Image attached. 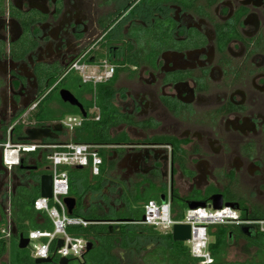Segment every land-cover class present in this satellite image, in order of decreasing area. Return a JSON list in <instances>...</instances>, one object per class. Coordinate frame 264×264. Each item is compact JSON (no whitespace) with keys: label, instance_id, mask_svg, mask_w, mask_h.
<instances>
[{"label":"flooded vegetation","instance_id":"af4514ba","mask_svg":"<svg viewBox=\"0 0 264 264\" xmlns=\"http://www.w3.org/2000/svg\"><path fill=\"white\" fill-rule=\"evenodd\" d=\"M107 67L108 80L93 79ZM98 85L108 94L100 106ZM70 109L111 118L109 145L94 147L114 162L121 193L188 201L197 191L228 192L264 213V0H0V264H36L30 242L19 248L27 222L18 226L14 201L51 176L50 147L69 139ZM6 144L35 148L9 169ZM159 234L127 249L118 241L116 252L128 256L114 262L80 264H182L169 255L147 261L159 247L171 251ZM248 237L238 234L242 258L227 263L264 264Z\"/></svg>","mask_w":264,"mask_h":264},{"label":"built area","instance_id":"2783aa9c","mask_svg":"<svg viewBox=\"0 0 264 264\" xmlns=\"http://www.w3.org/2000/svg\"><path fill=\"white\" fill-rule=\"evenodd\" d=\"M73 68L82 75L83 79L88 78L83 74V67H79L76 63ZM112 73V67H107L102 77L95 78L94 76L93 79L100 82L108 80ZM82 122L80 117L71 116L64 122V127L72 132L80 128ZM34 148L35 146L32 145L13 147L6 144L3 146L5 166L10 169L17 165V154L28 153ZM50 149L48 161L51 166L52 197L50 199L37 198L33 203V208L36 212L46 215L52 225V231L36 230L28 234L31 256L34 259H47L51 256L69 260L81 259L86 253L87 241L70 235L67 230L68 228H86L98 223L68 214L64 203V199L69 197V177L66 169L87 168L92 176H98L102 160L98 149L91 145L60 143ZM164 198L163 203L154 201L146 203L142 208L141 221L133 224L153 228L164 235H171L174 225H189L190 239L185 243L190 256L200 264H213L214 262L209 247L214 243V236L211 232L218 226L252 228L262 236L264 241V219L243 217L237 208L231 206L223 205L220 210H214L209 202L205 207L187 208L183 213V218L176 220L171 196L168 194ZM58 241L62 242L59 248L57 247Z\"/></svg>","mask_w":264,"mask_h":264},{"label":"trees","instance_id":"16d2710c","mask_svg":"<svg viewBox=\"0 0 264 264\" xmlns=\"http://www.w3.org/2000/svg\"><path fill=\"white\" fill-rule=\"evenodd\" d=\"M77 83H80V79H76ZM108 84V83H107ZM106 85V84H105ZM90 92L93 91L92 84L89 85ZM96 96L98 98V105L102 103V100L107 96V87L103 85H98L96 87ZM87 108V106H85ZM102 109V108H101ZM66 115L70 116H80L79 111L77 109H70L66 112ZM96 116H91L88 118H82L83 125L80 128L74 129L72 132H69V139L66 143L73 144H85L91 146H99L110 143V135H109V127L112 125L111 118L108 116H103L101 114V119L99 121H95ZM99 156L101 157L102 164L100 166V174L91 178L88 172V177H81V175H77L70 179L69 175V197L75 199L76 206L73 211L72 216L80 217L86 221L96 222V225H90L86 228H68V233L75 237H81L85 239L87 242L92 241L96 243V246L93 250L97 253L95 257V262H100V260H105L106 262H114L118 241L121 243L122 249H127L129 245L134 243H139L141 239L147 240H156L161 236L158 232H156L153 228L150 227H140L134 226L133 223L140 222L142 219V208L149 201H154L152 198L144 197V199H139L136 193H133L131 196L132 208L129 210L124 209L122 212L114 215V216H105L101 210H97L93 208L89 215L85 216L81 214L82 209V195L80 189H84L83 193L88 191H98L100 188L101 181L109 174L114 171V162L106 163L105 155L103 151H99ZM45 157V156H44ZM68 169V168H67ZM66 169V171H67ZM72 170L78 171L81 173L83 170L87 169H77L73 168ZM88 171V170H87ZM69 174V173H68ZM80 181V185L76 183ZM95 183L92 184L91 182ZM74 191V194L71 192ZM160 194H164V192H157L155 196L158 198V202H160ZM224 203H232L235 208H237L243 217L253 218V219H264V213L258 211L249 212L244 208V203L241 200L236 199L232 194L225 192L222 194ZM152 197V196H151ZM154 197V196H153ZM39 198V191L30 196V193L26 190L21 189L17 195L16 200L14 201V205L18 207V226L27 222L25 236L31 231H36L40 229H45V231H52V225L50 221L47 219L46 215L43 213L36 212L33 208L34 201ZM209 197L204 198V203H209ZM181 198L179 194L173 192L171 194V204L173 210L176 208L179 210V214L175 216L176 220H180L183 218V213L187 209V204L191 202L190 198L187 199ZM208 200V201H206ZM200 202V201H199ZM118 221H127L131 224L122 225V226H110L103 225L100 223L103 222H118ZM24 226V224H23ZM25 227V226H24ZM135 230V231H134ZM133 231V233H132ZM242 228L231 227V226H218L214 228L211 234L214 236V243H212L209 247L211 255L215 261V264H229L226 261V252L229 246H233V242L235 238H238V234H240ZM247 234L249 237V241L251 246H255L259 248L260 251H264V241L262 236H260L254 229H248ZM137 239V240H135ZM167 242L171 243L172 248L171 251H167L164 249L163 255H169L176 262H181L182 264H200L199 261L193 259L188 249L183 245V243L173 242L170 235L166 236ZM137 241V242H136ZM169 246V245H168ZM170 246V247H171ZM158 249V248H157ZM157 249L151 252L149 260L153 258L151 256L162 255L161 252H158ZM245 253H248L247 250H244ZM89 254V252H88ZM85 253L81 259H73L72 262H76L80 264L83 260H88L89 256ZM83 259V260H82ZM156 259V258H155ZM157 260V259H156ZM151 263V261H149ZM87 263V262H86Z\"/></svg>","mask_w":264,"mask_h":264},{"label":"water","instance_id":"95a60500","mask_svg":"<svg viewBox=\"0 0 264 264\" xmlns=\"http://www.w3.org/2000/svg\"><path fill=\"white\" fill-rule=\"evenodd\" d=\"M61 97L64 102H68L73 106L78 105L77 101L74 99V97L67 91L61 92ZM85 117V115H83ZM78 169H81V167H77ZM52 177L50 175H43L40 178L39 181V197L50 199L52 197ZM211 207L214 210H220L223 205L225 206H231L235 207L232 203H224L223 196L220 194H215L210 197ZM165 201L164 195L160 196V202L163 203ZM64 203L67 208V212L69 215L73 214V211L76 206L75 199L68 197L64 199ZM206 203L204 202H190L187 204V208L189 209H196L199 207H205ZM119 224H130V222L127 221H118ZM243 233H247V228H242ZM171 238L173 242H179V243H185L190 239V226L189 225H174L172 228V234ZM19 248L25 249L29 243V240L27 238H24L23 236H19ZM62 242L58 241L57 247H61ZM96 246L95 242L88 241L86 246V253L92 251ZM52 262V258L49 257L47 259H37L36 264H50ZM70 260L61 258L58 262V264H69Z\"/></svg>","mask_w":264,"mask_h":264},{"label":"crops","instance_id":"0c3cea01","mask_svg":"<svg viewBox=\"0 0 264 264\" xmlns=\"http://www.w3.org/2000/svg\"><path fill=\"white\" fill-rule=\"evenodd\" d=\"M73 168H77V167H73ZM81 169H87V168H81ZM87 170H88L91 178L97 177V176H92L90 173V170L89 169H87ZM91 183L94 184L95 182L92 181ZM107 183H108V185H107ZM76 184L80 185L81 183H80V181H78ZM83 190L80 189L82 199L87 194H90V197H94V198L89 200V202L87 203L86 206H84L83 202H82L81 214H83L85 216L89 215V213L91 212V210L93 208H95L97 210H101V212L107 217L114 216V215L122 212L124 209L129 210L132 208V202H131L132 194L131 195L127 194V196H126L125 191L121 193L119 191L118 179L116 177H112V175H110V174L107 175L101 181L100 188L98 191H92L91 190V191L83 193ZM164 196H166V195H164ZM96 198H98V199H96ZM103 198H105L108 201L107 204L100 202V199H103ZM173 213L176 216L179 214V210L175 208L173 210ZM134 226L147 227V226H143V225H134ZM147 243H149V244L153 243V240L147 239Z\"/></svg>","mask_w":264,"mask_h":264},{"label":"rangeland","instance_id":"374dc122","mask_svg":"<svg viewBox=\"0 0 264 264\" xmlns=\"http://www.w3.org/2000/svg\"><path fill=\"white\" fill-rule=\"evenodd\" d=\"M73 168H68L67 169V173H69L68 175H69V177H70V179H72L73 177H76L77 175H81V177H88L89 175H88V171L87 170H83V171H81V173L80 172H78V171H75V170H72ZM175 184H176V182H175ZM178 184V183H177ZM107 185H108V183H107ZM106 185V186H107ZM188 186V185H187ZM125 187V186H124ZM186 187V186H185ZM163 190L164 189H167V187H166V185H162V187H161ZM125 193H126V196H127V194L129 195V193H128V189H126V187H125ZM182 193H183V196H186L187 194L184 192V191H182ZM71 194H74L75 195V192L74 191H72L71 192ZM109 194V193H108ZM152 196V197H151ZM154 196V197H153ZM144 197H147V198H152L153 200H155L156 202H158V198H157V196H155V193H152L150 190H148L147 192H146V195L144 196ZM206 197H209L208 195H206V194H201V192H193L192 194H191V196H189V198H190V200H192V201H200V202H202V201H205L204 200V198H206ZM92 198H94V197H90V194H87V195H85L84 197H83V199H82V202H83V205L84 206H86L87 205V203L89 202V200L90 199H92ZM96 199H98V198H96ZM206 201H208V200H206ZM100 202H102V203H104V204H107L108 203V201L105 199V198H103V199H100ZM41 231H45V229H40ZM146 242H147V240H146ZM143 246H149L148 244H142ZM141 245V246H142ZM183 245L188 249V247H187V245H186V243H183ZM157 251V255H158V252H161V254L163 255V251H164V248H161L160 249V247L156 250ZM88 254V253H87ZM87 256H89L88 258L90 259V261L91 260H94L95 259V257L97 256V253H95V250H92V251H90L89 252V254L87 255ZM116 256L118 257V256H123V257H127L128 256V254L127 253H124V252H121V251H117L116 252ZM226 258H228L227 260H238V259H240V258H242L241 257V255L239 254V251H238V247L237 246H229L228 247V249H227V252H226V256H225ZM149 257L148 256H146V259H148ZM156 259L154 258L153 260H147V261H151V262H153V261H155ZM70 264H77L76 262H71Z\"/></svg>","mask_w":264,"mask_h":264},{"label":"clouds","instance_id":"9594fccd","mask_svg":"<svg viewBox=\"0 0 264 264\" xmlns=\"http://www.w3.org/2000/svg\"><path fill=\"white\" fill-rule=\"evenodd\" d=\"M28 239V238H27Z\"/></svg>","mask_w":264,"mask_h":264}]
</instances>
